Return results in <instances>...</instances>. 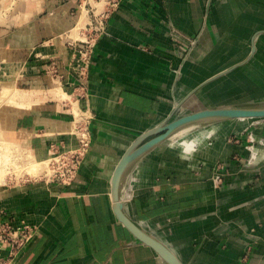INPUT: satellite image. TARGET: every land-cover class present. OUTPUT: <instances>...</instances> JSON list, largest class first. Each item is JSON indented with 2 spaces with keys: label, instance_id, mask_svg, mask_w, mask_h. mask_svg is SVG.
Segmentation results:
<instances>
[{
  "label": "crops",
  "instance_id": "obj_1",
  "mask_svg": "<svg viewBox=\"0 0 264 264\" xmlns=\"http://www.w3.org/2000/svg\"><path fill=\"white\" fill-rule=\"evenodd\" d=\"M100 5L0 0V86L25 96L1 120L4 138L34 160L79 153L68 177L0 185V218L34 229L6 264H164L113 212L120 157L177 108L180 116L264 103V0H121L103 21ZM77 24L79 37L89 24L100 29L84 71L75 66ZM10 64L14 73H1ZM215 126L190 160L167 146L143 157L123 202L183 264H264V163L246 164L248 137L264 141V119ZM0 256L8 260L7 249Z\"/></svg>",
  "mask_w": 264,
  "mask_h": 264
},
{
  "label": "water",
  "instance_id": "obj_2",
  "mask_svg": "<svg viewBox=\"0 0 264 264\" xmlns=\"http://www.w3.org/2000/svg\"><path fill=\"white\" fill-rule=\"evenodd\" d=\"M258 119H264V107H259L258 105L222 106L205 109L203 111L184 116L173 123L154 128L142 134L122 156L112 176V209L118 222L121 223L138 242L151 248L166 264H182L172 252L163 247L159 242H156L151 237L147 236L130 218L124 214L122 204L118 200L119 179L121 174L131 162L140 156L142 157L146 155L151 149L163 143L170 135L177 131L179 127L185 124L188 125L207 120H214L215 123H219L231 120ZM137 146H139V149L136 152H133Z\"/></svg>",
  "mask_w": 264,
  "mask_h": 264
},
{
  "label": "bare ground",
  "instance_id": "obj_3",
  "mask_svg": "<svg viewBox=\"0 0 264 264\" xmlns=\"http://www.w3.org/2000/svg\"><path fill=\"white\" fill-rule=\"evenodd\" d=\"M2 3V2H1ZM100 4V3H99ZM2 5V4H1ZM3 6V5H2ZM94 6V5H93ZM95 7V6H94ZM9 8V7H8ZM7 8V9H8ZM98 9H100L99 7H98ZM4 12H6V10L4 11ZM96 12V11H95ZM2 14V13H1ZM1 14H0V20H1ZM4 14V13H3ZM11 14V13H10ZM3 16V15H2ZM7 16V15H6ZM26 18V17H25ZM83 19H84V17H82ZM7 19V18H6ZM80 21V20H79ZM1 22V21H0ZM9 22H10V20H9ZM4 24H6V23H4ZM80 24V23H79ZM78 25V24H77ZM81 27H83L84 28V26L83 25H81ZM79 29H80V25H78V27L76 28V29H74L73 30V37H75V40H78V41H82V42H84L83 40H84V38L83 37H79L78 36V34L80 33L79 32ZM68 36V35H67ZM66 36V37H67ZM71 36V35H70ZM81 36V35H80ZM68 39H71V37H69ZM74 39V38H73ZM67 39H65V41H66ZM72 40V39H71ZM71 40H69V41H71ZM68 41V40H67ZM72 42V41H71ZM13 64H10V65H6V67L3 69V70H1V73H5V75L6 76H8V75H10V73L12 74V73H14V71H13ZM57 88H54V89H52L53 91H57L56 90ZM59 90V89H58ZM2 91L4 92V94H1L0 96H2V95H4L5 96V99L3 100L2 98H0V99H2V103L4 102H6V103H14L16 106H22V105H24V104H22V103H19V102H16L15 100L16 99H19V98H23V96H24V94L23 93H20L21 91H19V90H15V88H10L9 86H4V89H2ZM61 91V90H60ZM1 92V91H0ZM52 93V92H51ZM50 94V93H49ZM56 94H57V92H56ZM58 94H59V92H58ZM62 94H64V93H62ZM61 94V95H62ZM60 95V96H61ZM67 95V94H66ZM3 97V96H2ZM25 97V96H24ZM64 97H65V95H64ZM67 97V96H66ZM66 97H65V99H66ZM20 100V99H19ZM21 102V101H20ZM1 105V104H0ZM240 105H243V104H240ZM26 106V105H25ZM30 106V105H29ZM237 106H239V105H237ZM259 107H264V103H260L259 105H258ZM178 109V108H177ZM176 109V110H177ZM206 108H204V109H200V110H198V111H196V112H192V113H189V114H184V115H180V116H176V110H175V112H174V114L172 115V116H170L169 118H166V119H164L160 124H158L157 126H155V127H153V128H150L149 130H147L146 132H148V131H150V130H152V129H154V128H158V127H160V126H165V125H168V124H170V123H173V122H175L176 120H179L180 118H182V117H184V116H187V115H191V114H194V113H197V112H200V111H203V110H205ZM209 109V108H208ZM81 111H79L78 113L76 112V115L75 116H77L78 118L81 116V113H80ZM84 116V115H83ZM81 118H83V117H81ZM213 124H216L215 123V121L214 120H207V121H199V122H196V123H191V124H188V125H183V126H181V127H179L178 129H177V131L178 130H180L181 128H185V127H188V126H191V125H198V126H200L201 128H204V129H207V128H210L211 126H213ZM146 132H144V133H146ZM176 132V131H175ZM0 133H2V131L0 130ZM143 133V134H144ZM82 134H84V133H82ZM142 135V134H141ZM140 135V136H141ZM140 136H138L134 141H132L131 142V144L128 146V148L125 150V152L122 154V156L127 152V150L136 142V140L140 137ZM170 138H171V135L169 136V138L167 139V140H165L163 143H161V144H159L158 146H156V147H154L153 149H151L147 154H150V153H154L156 150H159V149H161L162 147H164V146H167L168 147V144L170 143ZM2 142V143H1ZM1 142H0V160H3V163L5 162V161H8L9 162V160L11 159V157H12V155H13V153H12V150H14L15 151V155L18 157V160H11V162L13 163V164H15V162L17 163V161H18V164H15V165H20V167H16V168H24V169H22L23 170V174H21L22 176H23V178H25V177H27V178H34V177H40V176H44L45 174H49V172H51L50 170H49V168H48V164H49V161H44V162H37V161H35L34 160V158L29 154V152L27 151V149L25 150L20 144H17V143H15L14 141H9V140H6V139H3V140H1ZM206 143V142H205ZM166 147V148H167ZM169 148V147H168ZM139 149V146H137L134 150H133V152H136L137 150ZM169 150V149H168ZM178 150V149H177ZM16 151L18 152V155L16 154ZM163 151H164V149H163ZM179 151V150H178ZM12 153V154H11ZM146 154V155H147ZM146 155H144V156H140L139 158H137L136 160H134L133 162H131L126 168H125V170L123 171V173L121 174V176H120V179H119V188H118V200H119V202L122 204V207H123V212H124V214L128 217V218H130L147 236H149V237H151L153 240H155L156 242H159L163 247H165V248H167L170 252H172L177 258H178V256L167 246V245H165V243H163L159 238H156V237H154L153 235H151L148 231H146L145 229H143L137 222H135L134 220H133V218L127 213V210H126V207H125V204H124V202L123 201H127L128 200V198L130 197V188L129 187H127V186H123L124 185V182H125V179L127 178V175L129 174V172L131 171V169H132V167H134V165L137 163V162H139L143 157H145ZM122 156L120 157V159L122 158ZM120 159H119V161H120ZM20 161V162H19ZM119 161H118V163H119ZM1 162V161H0ZM7 162H5V164H6ZM118 163L116 164V166H115V169H116V167H117V165H118ZM8 164H10V163H8ZM13 164H12V166H13ZM1 165H2V163H1ZM4 165V164H3ZM11 165V164H10ZM5 166V165H4ZM0 167H2L1 169H0V185H4L5 183H6V177H4V174L7 172L6 170V172L4 171V168H3V166H0ZM6 167V166H5ZM7 167H8V165H7ZM6 167V168H7ZM9 167H11V166H9ZM14 167V166H13ZM12 167V168H13ZM5 168V169H6ZM16 168H14L13 170H15ZM3 169V170H2ZM114 169V170H115ZM12 170V169H11ZM21 170V169H20ZM1 171L3 172V174L1 173ZM10 171V170H9ZM19 174H18V173ZM11 173H12V171H11ZM14 173V172H13ZM15 173H17L18 175H20V173H22V171L21 172H19V171H17L16 170V172ZM114 173V172H113ZM7 174V173H6ZM9 176V175H8ZM25 176V177H24ZM113 176V175H112ZM18 177V176H17ZM16 178V177H15ZM20 178H22V177H20ZM19 178V179H20ZM18 180V179H17ZM111 180H112V178H111ZM110 195H111V188H110ZM112 199V198H111ZM113 203V202H112ZM156 254V253H155ZM158 256V255H157ZM159 257V256H158ZM178 260L181 262V260L178 258ZM163 261V260H162ZM163 263L164 264H166L164 261H163ZM182 263V262H181ZM183 264V263H182Z\"/></svg>",
  "mask_w": 264,
  "mask_h": 264
},
{
  "label": "built area",
  "instance_id": "obj_4",
  "mask_svg": "<svg viewBox=\"0 0 264 264\" xmlns=\"http://www.w3.org/2000/svg\"><path fill=\"white\" fill-rule=\"evenodd\" d=\"M96 1L106 6V11L103 14H101V16H97L95 18V20L100 19V21H103L104 16L107 15L110 11L114 10L118 6L121 0H96ZM87 30H90V33L84 35L86 39L84 43H82V46L79 50L78 58H75L76 69L78 70L80 69V71H84L85 64L89 62V55L93 47L95 34L100 31L99 28H94V27L92 28L90 24L86 26V32ZM80 64H83V66L81 67ZM248 141L249 142H248L247 150L250 157V149L257 148L256 144L261 145L260 142L262 141L257 142L252 136L248 137ZM81 144L82 146L85 145L84 143ZM71 153H75V154H71L72 156H70V159L72 161L71 166H69V164L65 166L64 163L66 162H63V159H65V155L67 156V154L62 155L63 159L60 162H55V164L60 163L59 165H61V167L59 166L55 172L56 178L68 177L70 172L74 171V168L78 164L79 153H77V151H73ZM247 161L246 164L248 165ZM33 233H34L33 227L27 224L25 221L15 220V218L3 214L2 217L0 218V252L2 249H7L8 260L7 259L3 260L0 256V264H6L10 259H13L20 251H22L30 242L31 238L33 237Z\"/></svg>",
  "mask_w": 264,
  "mask_h": 264
},
{
  "label": "clouds",
  "instance_id": "obj_5",
  "mask_svg": "<svg viewBox=\"0 0 264 264\" xmlns=\"http://www.w3.org/2000/svg\"><path fill=\"white\" fill-rule=\"evenodd\" d=\"M218 131L219 128L216 126L207 129L198 125L181 128L171 135L168 147L173 150L178 149L180 159L190 160L205 145V142L210 141ZM260 143L261 148L250 149V157L247 161L249 166H258L264 163V141Z\"/></svg>",
  "mask_w": 264,
  "mask_h": 264
},
{
  "label": "rangeland",
  "instance_id": "obj_6",
  "mask_svg": "<svg viewBox=\"0 0 264 264\" xmlns=\"http://www.w3.org/2000/svg\"><path fill=\"white\" fill-rule=\"evenodd\" d=\"M100 6H102V4L100 5ZM81 32V31H80ZM81 37H83L84 38V40L83 41H85V37L84 36H81ZM84 43V42H83ZM82 46V45H81ZM2 89H4V86H0V95L1 94H4V92L2 91ZM250 89H248V91H249ZM3 96V97H2ZM2 96H0V98H2L3 100L5 99V96L4 95H2ZM2 99H0L1 101H2ZM0 101V130H3V128L4 127H2L1 126V120L2 119H4V121H6V117H8L9 115H10V113H11V111L13 110V106H14V103H2ZM243 105H259L260 103H256V102H244V103H242ZM188 114V113H187ZM2 116H3V118H2ZM11 120H9V122H10ZM6 123V122H5ZM7 124H8V122H7ZM213 126H215V124H213ZM213 126H211V127H213ZM3 139H5L4 138V136H3V133H0V142H1V140H3ZM150 139V138H149ZM2 143V142H1ZM1 145V144H0ZM12 153H13V155H12V157H11V159L9 160V162L8 161H5V162H7L6 164H5V162L3 163V160H0L1 162H0V166H3V168H4V171L7 173H5L4 174V177H6L5 179H6V183L4 184V186L5 185H13V184H15L16 182H19V181H21V180H32V179H45V178H53V176L55 175V172H56V170L58 169V167L60 166L61 167V165H59L60 163H57V164H55V162H60L62 159H63V157H62V155H60V154H55V155H53V154H50V156L49 157H47L46 159H42V160H38V159H36L35 158V160H37L38 162H42V161H45V160H49V164H48V168H49V170L51 171V172H49V174L47 175V174H45L44 176L42 175V176H40V177H34V178H27V177H25V178H23V176L21 175V174H23V170L22 169H24L23 167L22 168H16V167H20V165H15V164H18V161H17V163L15 162V164H13L12 162H11V160L13 161V160H15L16 158V160H18V157L15 155V151L14 150H12ZM11 153V154H12ZM78 153V152H77ZM16 154L18 155V152L16 151ZM71 154H75V153H70V154H67V156L65 155V159H63V162H66V163H64L65 164V166H67V164H69V166H71L72 165V161H71V159H70V156H72ZM67 158H68V161H67ZM20 162V161H19ZM1 163H2V165H1ZM8 163H10V164H8ZM7 167V165H8V167L6 168L4 165ZM12 164H13V166H12ZM9 166H11V167H9ZM13 167V168H12ZM2 167H0V169H1ZM6 168V169H5ZM14 168H16L15 170H13ZM12 169V170H11ZM21 169V170H20ZM3 170V169H2ZM10 170V171H9ZM16 170L17 171H19V172H21L22 171V173H20V175H18L17 173H15L16 172ZM11 171H12V173H11ZM14 172V173H13ZM1 173L3 174V172L1 171ZM9 175V176H8ZM18 176V177H17ZM16 177V178H15ZM20 177H22V178H20ZM20 178V179H19ZM18 179V180H17Z\"/></svg>",
  "mask_w": 264,
  "mask_h": 264
}]
</instances>
